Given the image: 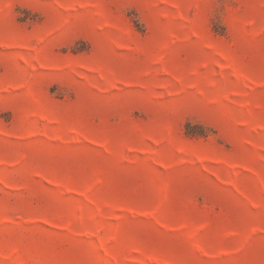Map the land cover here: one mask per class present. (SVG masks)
<instances>
[{
  "label": "rangeland",
  "instance_id": "rangeland-1",
  "mask_svg": "<svg viewBox=\"0 0 264 264\" xmlns=\"http://www.w3.org/2000/svg\"><path fill=\"white\" fill-rule=\"evenodd\" d=\"M0 264H264V0H0Z\"/></svg>",
  "mask_w": 264,
  "mask_h": 264
}]
</instances>
